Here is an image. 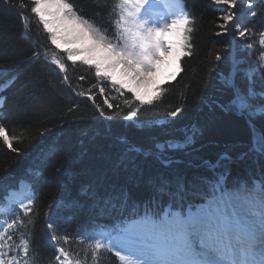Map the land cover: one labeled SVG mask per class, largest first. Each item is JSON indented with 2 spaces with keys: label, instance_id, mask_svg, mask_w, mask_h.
I'll return each instance as SVG.
<instances>
[{
  "label": "trees",
  "instance_id": "1",
  "mask_svg": "<svg viewBox=\"0 0 264 264\" xmlns=\"http://www.w3.org/2000/svg\"><path fill=\"white\" fill-rule=\"evenodd\" d=\"M70 2L106 34L114 30L116 14L112 8L118 0ZM30 3L31 0H9V3L0 0V85L11 79L6 87L0 88L5 97L0 119L6 117L4 122L10 135L16 138L13 146L18 149L13 152L0 142V200L9 187L16 185L17 178L26 176L32 181L33 222L23 230L17 229L13 239L19 245L20 231L26 233L29 256L33 250L36 252L35 264H55L56 253L46 229V213L54 198L60 201L55 210L58 234L70 237L69 243L62 246L73 253L87 251V264H94L87 248L93 233L100 229L111 231L125 216L141 214L146 202L150 208L169 202L168 195L156 191L161 177L174 183L178 177L185 178L187 192L182 195L191 197L200 188L194 178L213 175L205 162L219 160L217 170H228L230 181L254 177L264 181V153L252 151L248 120L226 107L234 98V88L223 80L229 73L228 64L215 60L217 54L226 53L227 41L224 35H216L222 32L219 25L224 21L214 0H185L187 11L195 17L194 55L182 60L184 71L176 81L163 85L162 99L141 107L134 121L124 118L139 106V102H133L131 108L125 104L132 94L125 90L121 95L109 82L96 77L94 69L67 61L66 53L51 44L50 34L38 17L22 6ZM18 11L26 17L24 21ZM263 25L261 13L251 20L248 28L257 32ZM36 51L40 55L33 57ZM46 55L67 65L68 83L63 79L65 73L49 62ZM240 80L237 89L246 93L248 81L245 77ZM255 80V89L264 91L258 73ZM101 86L105 87L103 94L99 92ZM80 92L94 97V102L79 95ZM105 98L113 103L112 109L107 108ZM254 102L264 103V99L258 97ZM97 104L106 116L113 118L101 117ZM181 106L183 111L169 121L167 114ZM145 120L159 123L152 127L137 126ZM251 120L257 134L264 136V116ZM193 128L198 130L194 144L183 151L165 152L163 155L173 163L163 167L156 159L154 145L182 138ZM41 132H45L43 137ZM51 144H56L58 151L45 163L43 153ZM129 146L152 150L153 155L128 151ZM36 169L42 170L43 179L34 177ZM171 191H176L175 186ZM125 192L129 206L121 207ZM116 194L121 199H116ZM134 204L135 209L131 207ZM16 214L25 220L29 218L20 211H10L8 222ZM3 220L0 216V222ZM95 264L122 263L113 251L104 250Z\"/></svg>",
  "mask_w": 264,
  "mask_h": 264
},
{
  "label": "snow or ice",
  "instance_id": "2",
  "mask_svg": "<svg viewBox=\"0 0 264 264\" xmlns=\"http://www.w3.org/2000/svg\"><path fill=\"white\" fill-rule=\"evenodd\" d=\"M5 3H9V0H5ZM214 3L227 6V14L222 17L224 23L219 25L223 32H217L216 35L232 32L234 36L238 32L241 38L256 37L253 42L244 45L246 50L255 54V67L241 68L240 65L246 61L237 60L231 51L224 55L217 54L215 60H223L231 66L229 76L225 79L234 88V98L226 107L234 109L238 115L249 117L248 122L253 127L252 151L264 153V136L255 132L251 120L256 116H264V104L253 103L258 97L264 99V91L255 89L257 73L261 82H264V30L257 35L248 27L241 29L233 26L229 29L228 25L237 17V12L228 9H237V0H214ZM149 4L150 0H118L112 8L116 16L111 34H106L70 0H31L30 4L22 6L38 17L43 29L50 34L51 44L66 53L67 61L73 64L80 62L94 69L96 77L110 82L111 87L121 95L125 90L132 94V99L125 100V104L131 108L133 102H139V106L129 111L124 118L134 121L141 107L151 106L162 99L165 92L163 85L177 80L184 71L182 60L191 58L195 48L192 42L196 30L195 17L190 12L181 11L170 20H152L150 23L145 18L148 10L146 6ZM18 15L22 21L26 19L19 11ZM250 15L255 17L257 13L251 11ZM24 27L27 29V23ZM39 55L38 51L33 53V57ZM53 63L65 73L63 79L68 83L67 65L55 57ZM238 73H243L248 81L246 93L234 87ZM99 92L103 94L105 87H99ZM78 94L88 96L86 92ZM88 98L94 102V97ZM4 99L0 96V101ZM104 103L108 109L114 107L107 98ZM95 107L101 117L113 118L106 116L100 105ZM2 108L3 104L0 103ZM73 110L69 109L70 112ZM182 111V106L176 107L167 114V118L171 121ZM4 120L6 117L0 119V142L7 149L17 152L18 149L13 146L16 138L10 135ZM158 123L156 120H145L137 126L152 127ZM197 132L193 128L182 139L156 143V159L163 167H169L173 160L163 154L189 148L194 144ZM44 135L45 132L40 133L41 137ZM127 150L153 155L152 150L138 146H129ZM57 151L56 144L49 145L43 153L45 163ZM205 166L213 175L194 178L200 184V191L193 193L198 197L197 201L182 195L187 192L185 178L178 177L174 183L161 177L157 194L170 198L162 209L153 210L146 202L142 214L125 216L110 232H102L90 239L87 248L94 264L102 251L111 252L114 249V255L123 264H264V188L259 186V182L252 189L229 188L224 175L215 170L218 164L206 161ZM33 175L38 180L43 179L41 169H36ZM174 186L175 192L171 191ZM116 199H121L119 194H116ZM59 204L60 201L54 198L46 213L47 235L56 253L55 264H87V251L73 253L62 246L69 243L70 237L58 234L59 222L55 210ZM33 205L32 198H27V203L21 200L18 210L23 213V217L29 218L25 220L16 214L10 222H6V226L0 227V264H35L36 252L33 250L29 256L30 242L26 233L20 231L19 245L13 239L17 229L23 230L33 222L30 218L34 211ZM128 206V194L125 192L121 207ZM131 207L135 209L137 205ZM11 211L17 212V208ZM9 230L13 231L10 233ZM80 239L83 242V238ZM121 249H128L130 254H123Z\"/></svg>",
  "mask_w": 264,
  "mask_h": 264
},
{
  "label": "rangeland",
  "instance_id": "3",
  "mask_svg": "<svg viewBox=\"0 0 264 264\" xmlns=\"http://www.w3.org/2000/svg\"><path fill=\"white\" fill-rule=\"evenodd\" d=\"M179 1V0H178ZM249 4L252 5L251 8H249ZM149 6H158V7H163V3H162V0H150V4L148 6H146V8H148ZM217 7H219V9L221 10V12L226 15L227 12H226V8L227 6L225 5H218ZM245 10V13L243 14L244 17H242L241 19H234L229 25V29H232L233 26H236L237 28H243V27H249L250 23H251V20H253L255 17L251 16L250 13L251 11H255L257 13V15H260L261 13H264V0H248L246 3H245V6L243 8ZM229 11V9H228ZM222 14L221 17H223L224 15ZM264 28V25L263 27H261L260 29L263 30ZM261 30H258L257 32V35L258 33L260 32ZM223 32V30H222ZM225 36V39H226V52L228 51H231L234 53L235 57L237 60H240V59H243L246 61V63L244 64H241L240 67L241 68H249V67H255V54L250 52L249 50H246L244 48V45H246L247 43L249 42H253L256 37H252L250 39L248 38H241L239 35H238V32L233 36L232 32H228L226 34H224ZM230 44L232 45V47H230ZM228 66H229V73H230V63H227ZM229 73H228V76H229ZM228 76H225L224 77V81L226 82V84H228V81L225 79L226 77ZM245 77L243 73H238L235 77V81H234V87L237 88V81L240 80V78H243ZM241 81V80H240ZM110 83V82H109ZM229 85V84H228ZM1 102V101H0ZM253 103H255L253 101ZM259 103V102H257ZM260 104H264V103H260ZM248 121H249V117H246V115L244 116ZM253 125V123H252ZM251 128V134L253 136V127L250 126ZM191 130H188L186 131L187 132H190ZM257 133V131H255ZM183 138V137H182ZM181 138V139H182ZM27 196H25L24 194V191L19 193L17 191H11L8 195V199L10 201H21L23 200L24 203H27ZM0 227H3V225L1 224Z\"/></svg>",
  "mask_w": 264,
  "mask_h": 264
},
{
  "label": "bare ground",
  "instance_id": "4",
  "mask_svg": "<svg viewBox=\"0 0 264 264\" xmlns=\"http://www.w3.org/2000/svg\"><path fill=\"white\" fill-rule=\"evenodd\" d=\"M247 1L248 0H237V9H229V11L237 12V17L235 19H241L242 17H244L243 14L245 13V10L243 8ZM162 3V8L154 7L145 12V18L149 19L150 23L152 22V20H155L157 22L167 19L170 20L171 18H174L175 15L179 14L181 11H185L182 0H162ZM256 186L247 188L252 189Z\"/></svg>",
  "mask_w": 264,
  "mask_h": 264
}]
</instances>
